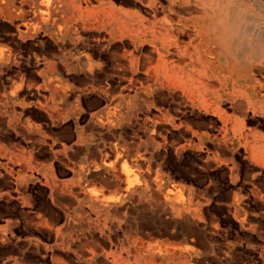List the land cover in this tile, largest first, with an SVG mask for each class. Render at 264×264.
Listing matches in <instances>:
<instances>
[{"label":"crops","instance_id":"obj_1","mask_svg":"<svg viewBox=\"0 0 264 264\" xmlns=\"http://www.w3.org/2000/svg\"><path fill=\"white\" fill-rule=\"evenodd\" d=\"M96 2L91 5V0H49V7H46L43 0H0V16L10 22L0 18V30H4L5 25L10 27L7 32L0 31V130H10L20 138L21 153L45 154L43 163L27 157L15 175H10L8 170L1 173L0 215L19 217V220L4 219L0 234L19 226L25 232L31 228L33 232H44L45 237L53 238L50 245L43 247L40 243L44 239L37 240L36 236L20 238L34 243L33 252L44 260L22 259L15 260L14 264H48L45 262L47 257L49 264H192L198 259L193 246L200 229L197 221H203L194 197L170 193L175 189L181 191L172 184L162 194L157 186L153 194L140 195L134 203L127 205L125 200L129 192L135 198L139 189L147 191L149 186L123 187L124 179L118 165L122 159L133 168L146 162L143 160L149 152L147 120H150L149 129L153 132L156 125L174 126L185 112L157 107V91L180 90L187 101L185 108L191 107L199 98L206 106L215 104L210 94L195 84L188 87L160 84L161 80L155 75L160 64L157 54L147 44L148 31L142 29L136 37L129 35L135 32V26H140L134 12L141 11L145 15V0H138L139 10L129 12L118 8L111 0ZM161 2L165 3L164 0ZM70 6L71 14L65 15V9ZM79 22L87 30H93L91 25H96L97 30L106 32L109 40L115 41L110 44L95 41V37L102 35L97 31L78 30ZM73 26L77 31L74 28L69 34V27ZM43 27L53 28L48 35L50 39L46 40L52 44L51 50L40 48V39L35 36H24L33 35ZM83 33L92 35L89 38ZM66 39L71 41L73 52L66 50ZM119 41L126 48L121 53L112 52V69L107 72L102 51L110 50ZM131 47L137 51L134 53L136 58H132ZM144 47L148 49L146 52L141 49ZM31 52L47 57L59 54L56 60L43 61L42 68L36 70V77L41 80L34 87L39 97L37 104L34 100L20 102L18 98L23 85L28 87L30 82L31 74L23 73L21 64L26 63ZM33 56L39 62L37 56ZM123 64L131 74L127 78L113 68V65L123 67ZM29 65H32V58L27 62V67ZM59 66L74 71L79 82L82 80L79 75L91 83L102 81L105 92L111 96V104L126 102L136 111L127 112L125 104H120V110L111 115L102 92L83 86L88 84L85 81L70 83L64 78V69L58 70ZM158 69L163 71L164 68ZM115 77L126 83L116 93L113 92ZM4 82H8L7 85ZM242 102L246 101L230 100L231 106L235 107ZM257 105L264 107V99L257 101ZM14 106L21 112H16ZM143 112L148 114L145 118ZM151 112L157 114L151 116ZM230 125L229 119H223L221 130L228 131ZM148 140L154 141L152 137ZM156 147H159V139ZM114 148L120 156L115 157ZM108 160L114 161L113 167L107 165ZM122 167L127 174L128 165L124 163ZM76 183L85 189L90 187L85 193L87 200L77 197L82 196L81 192L73 191L79 189ZM73 204H77V208L71 210ZM56 214L59 219L55 220ZM61 217L64 218L62 225L55 227L60 225ZM202 223L205 225L204 221ZM48 240L45 238L44 242ZM199 244L205 256L212 249L202 242ZM17 250L16 258L25 256V248L21 246Z\"/></svg>","mask_w":264,"mask_h":264},{"label":"rangeland","instance_id":"obj_2","mask_svg":"<svg viewBox=\"0 0 264 264\" xmlns=\"http://www.w3.org/2000/svg\"><path fill=\"white\" fill-rule=\"evenodd\" d=\"M82 1L84 2V0ZM96 1L105 0H91V5L97 4ZM111 1L118 8L128 12L137 11L141 8L138 0ZM210 1L214 2L215 5L219 3L217 7L218 17L240 24L243 38L239 45H242L244 49V60L252 67L255 82L261 85L260 88L256 87V91L262 92L264 88V55H262L264 54V0ZM76 3L82 4V2L78 1ZM70 14L71 6L65 9V15L69 16ZM0 18L10 24L8 19L2 16ZM91 26L94 29L87 30L79 22L78 30L97 31L99 35H102L94 38L97 42L104 41L110 44L115 41L109 40L106 32L97 30L96 25ZM2 28L4 30L0 31L7 32L10 27L5 25ZM74 28L77 31L76 27H69V34ZM52 29V27L48 29L43 27L33 35L29 33L24 36H35L40 39L38 41L40 48L46 47L51 50L52 44L46 40L47 38L50 39L48 35ZM75 33L77 34V32ZM82 35L90 38L92 33H83ZM119 42L110 50L102 51L103 60L106 61L105 70L107 72L112 69V52L121 53L123 48H126V46L121 44L122 42ZM65 48L66 50L74 51L71 41L67 39L65 40ZM141 49L143 52L148 50L147 47ZM134 53H137V51H133L132 58H136ZM33 54L37 56L39 62H36L37 60ZM57 56L59 54L55 53V55L47 57L46 55H38L36 52H31L26 58V63H22L20 60L22 72L31 74L28 87L23 85L18 94L20 102L25 101L27 103L34 100L37 104L39 97L36 95L34 87L41 80L38 76L36 77V70L42 68L43 61L56 60ZM42 57L45 59H41ZM30 58H32V65L27 67V62ZM78 60L82 59L78 58ZM117 61L121 63L119 59ZM60 68L64 69V78H67L70 83L71 81L77 83L85 81L88 84L85 83L83 86L95 88L102 92L108 101L109 108L107 109H111V115L119 111L123 104L128 108L127 112L129 110L136 111L126 102L111 104L109 101L111 96L108 92H105L102 81L91 83L79 75L82 79L79 82L75 78L77 74L74 71H66L62 66H59L58 70ZM113 68L119 75H124L126 78L131 75L125 65L120 68H116L113 65ZM88 70H91V67ZM114 80L113 92L116 93L119 91V87L126 83L118 77H115ZM6 83L8 82H4V85H7ZM247 85V89L253 86L252 83ZM115 89L117 90L115 91ZM255 99L258 98L255 97ZM156 100L157 107L170 108L173 112L183 109L185 112L175 121L174 126L156 125L153 132H150L151 122L147 120V145L149 152L143 160L146 162L137 164L133 168L126 159H122L118 169L124 179L123 187L129 185L133 186L132 189H135L138 184H147L149 188L147 191L139 189L135 198L129 192L130 194L127 196L125 203L131 205L140 195L153 194L157 186L160 187V193L162 194L165 189L172 184H176L181 191L175 189L169 192H176V194L184 195L185 197L192 195L196 201L195 207L200 210L205 222L204 225L203 221H197L200 229L197 242H193V246L195 247L194 253L198 254V259H195L196 261H193L192 264H264V107L258 105L252 107L247 105L246 102H242L239 107H235L231 106L230 100H225L217 107L215 105L206 106L199 98L191 107L185 108L187 101L181 91L176 88L157 91ZM13 108L16 110L18 106ZM16 112H21V110H16ZM156 114V112H151L149 115L154 116ZM146 115L148 114L144 113V118ZM225 118L229 119L231 125L228 131L223 132L221 127ZM107 121L110 122V119ZM1 126L2 122L0 121ZM0 131V175L4 170H8L11 173L10 175H15L20 169L19 165H22V162L27 157H30L31 161L43 163L45 154L39 155L36 152L30 154L21 153L19 150V145L22 143L20 138L15 136L10 130L8 132ZM195 135L198 136V139ZM150 137L154 139L152 143L148 140ZM157 139H159L158 148L156 147ZM156 148L159 150L158 153ZM114 151L115 157L120 156L117 149L114 148ZM138 156L140 157L142 154H138ZM124 163L130 169L127 174L122 167ZM113 164L114 161H107L108 166L113 167ZM65 175H67V172ZM78 187V190L73 189V191L81 192L82 196L79 197L77 195V197L87 200L85 193H88L87 190L90 187L86 189L84 186L79 185ZM96 189L98 188L96 187ZM118 194L115 193L114 195ZM109 195L111 194H105V196ZM84 206L87 207L86 204ZM71 207V210H74L77 208V204H73ZM57 216L56 214L55 220L59 219ZM4 219L19 220V217L5 218V216L0 215V224ZM60 220V225L55 227L62 225L64 218L61 217ZM202 226L203 228H201ZM25 236H36L37 240L44 239L41 241L40 247L45 244L50 245L53 241V238L45 237L46 234L44 232H33L31 228L28 232H25L19 226L15 227L9 233L0 234V264H14L15 260L19 261L22 259L29 261L38 260L39 262L44 260L33 252L34 243L20 240V238ZM45 238H49V240L44 242ZM199 242L206 246H211L212 249L209 250L206 256L201 253L202 247ZM21 246L25 248V256L16 258L14 255H17V248ZM29 248L30 250H28ZM45 262L49 264V257H47Z\"/></svg>","mask_w":264,"mask_h":264},{"label":"bare ground","instance_id":"obj_3","mask_svg":"<svg viewBox=\"0 0 264 264\" xmlns=\"http://www.w3.org/2000/svg\"><path fill=\"white\" fill-rule=\"evenodd\" d=\"M145 1V15L134 12L140 26H135V32L129 35L136 37L142 29L148 31L147 44L158 56L160 65L155 75L162 86L195 84L210 94L216 106L225 100L242 99L253 107L264 99V88L262 92L256 91L261 85L255 82L252 67L244 60V49L239 45L243 38L240 24L218 17L219 3ZM43 5L49 7V0H43ZM161 66L163 71L158 69ZM248 83L253 84L250 89H247Z\"/></svg>","mask_w":264,"mask_h":264}]
</instances>
